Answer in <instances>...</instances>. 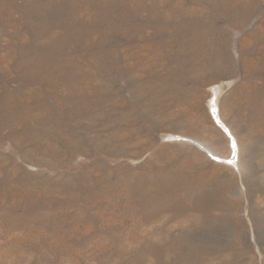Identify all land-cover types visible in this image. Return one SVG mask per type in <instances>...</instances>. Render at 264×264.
Returning <instances> with one entry per match:
<instances>
[{
    "label": "rangeland",
    "instance_id": "374dc122",
    "mask_svg": "<svg viewBox=\"0 0 264 264\" xmlns=\"http://www.w3.org/2000/svg\"><path fill=\"white\" fill-rule=\"evenodd\" d=\"M0 264H264V0H0Z\"/></svg>",
    "mask_w": 264,
    "mask_h": 264
},
{
    "label": "bare ground",
    "instance_id": "6f19581e",
    "mask_svg": "<svg viewBox=\"0 0 264 264\" xmlns=\"http://www.w3.org/2000/svg\"><path fill=\"white\" fill-rule=\"evenodd\" d=\"M214 91H215V90H214ZM211 106H212V105H211ZM229 152H230V151H229ZM235 164H236V166H238V165H237V164H238L237 162H236ZM236 166H235V167H236Z\"/></svg>",
    "mask_w": 264,
    "mask_h": 264
}]
</instances>
